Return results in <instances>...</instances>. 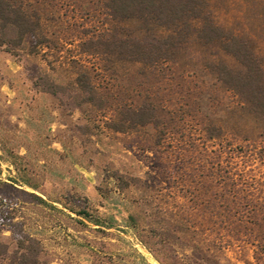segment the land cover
Returning <instances> with one entry per match:
<instances>
[{
  "label": "rangeland",
  "instance_id": "374dc122",
  "mask_svg": "<svg viewBox=\"0 0 264 264\" xmlns=\"http://www.w3.org/2000/svg\"><path fill=\"white\" fill-rule=\"evenodd\" d=\"M98 1L61 0L53 11L49 9L50 15L43 19L52 40L49 47L34 55L23 51L16 59L0 51V80L31 84L46 74L75 96L76 76L85 69L106 95L132 103L155 99L169 111L175 124L156 146L159 133L152 125L132 133L107 130L105 123L115 118L110 108L80 109L70 101L64 109L71 112L67 121L60 117L62 109L50 97L33 91L30 110L26 99L10 107L0 98V241L13 243L15 238L32 237L39 241L44 259L51 264H95L91 251L101 261L111 260L113 264H151L142 250L160 264L129 226L128 215L135 206L133 195L121 188L115 173L139 179L142 189L148 188L147 195L155 198V207L175 210L183 206L209 224L210 212L225 208L218 202L214 204L217 208L212 207L210 193L219 195L224 190L208 175L211 150L221 152L223 167L230 162L234 177L249 178L264 201V128L238 112L227 117L223 106L235 101L230 93L209 84L205 65L221 60L235 69L239 66L217 45L203 46L194 36L177 49L174 62L156 72L148 92L131 91L133 75L144 70L140 65H119L124 80L101 72L100 61L80 50V42L88 36L114 25L100 12ZM208 10L216 25L247 39L264 68V0H208ZM2 92L15 94L7 85ZM211 123L224 131L219 140L209 141L205 135L204 128ZM240 146L242 152L236 149ZM4 149L25 156L30 173L23 167L24 171L17 169ZM178 174H183L182 181ZM23 177L40 183V189L22 183ZM28 193L54 208L38 204ZM74 195L86 198L93 217L102 222L103 233L83 229L71 219L76 216L61 200ZM194 195H200L198 203L193 201ZM88 226L97 228L92 223ZM254 250L252 241L243 237L224 251L220 264H259Z\"/></svg>",
  "mask_w": 264,
  "mask_h": 264
},
{
  "label": "trees",
  "instance_id": "16d2710c",
  "mask_svg": "<svg viewBox=\"0 0 264 264\" xmlns=\"http://www.w3.org/2000/svg\"><path fill=\"white\" fill-rule=\"evenodd\" d=\"M59 1L0 0V51L16 59L23 51L34 55L39 54L41 48L49 47L52 40L45 31L43 19L50 15L49 9L53 11ZM98 8L114 25L88 36L80 42V50L100 61L101 72L124 80L118 70L119 65H140L144 70H137L133 75L135 83L130 86L131 91L140 94L143 89L148 92L153 86L151 81L156 72L164 64L174 62L177 49L194 36L203 46L217 45L239 66L235 69L221 60L205 65L209 84L230 93L235 101L223 106L227 117L238 112L264 128V68L261 61L247 39L228 33L215 24L208 10V0H99ZM127 23L131 26L122 25ZM160 30L169 33L163 35ZM0 81V98L10 107L26 99V107L30 110V101L34 97L30 92L33 91L50 97L55 106L62 109L59 111L60 117L67 118V121L71 112H64V109L70 101L80 109L84 106L98 111L110 108L115 118L105 123L107 130L132 133L139 127L152 125L159 133L156 146L162 144V139L171 133L175 124L169 111L155 99L132 103L106 95L85 69L76 76L75 96L46 74L31 84L24 80L20 83L17 80ZM144 83H147L145 88ZM5 85L15 93L13 96L2 92ZM204 131L209 141L219 140L224 135L223 129L213 123L205 127ZM236 149L242 152V146ZM4 151L17 169L24 168L25 173H30L25 156L14 154L11 149ZM211 157L209 178L212 183L219 181L224 190L219 195L210 193L212 207L217 208L214 204L218 202L225 208L223 212L211 211L209 224L199 220L198 213L183 206L175 210L155 207V198L147 195L149 190L142 189L139 179L131 174L116 172L114 177L121 188L133 195L135 206L128 215L129 226L136 231L139 242L160 264H220L224 251L237 241H242L243 237L252 241L255 258L259 264H264V201L257 196L249 178L234 177L230 162L225 167L221 165V152L211 150ZM178 175L177 179L182 181L183 174ZM22 183L34 190H39L41 186L28 177H23ZM209 187L212 189L213 186ZM28 195L38 204L54 208L51 203L33 193ZM192 198L195 203L200 201V195ZM61 203L76 216L70 218L83 229L104 232L102 222L93 217L86 198L74 195L64 197ZM218 221L220 224H217ZM88 223L97 228H91ZM88 246L95 247L92 244ZM91 252L95 264H113L111 260L101 261L97 253ZM0 264L51 263L44 259V250L38 240L23 236L13 239V243L0 241Z\"/></svg>",
  "mask_w": 264,
  "mask_h": 264
},
{
  "label": "bare ground",
  "instance_id": "6f19581e",
  "mask_svg": "<svg viewBox=\"0 0 264 264\" xmlns=\"http://www.w3.org/2000/svg\"><path fill=\"white\" fill-rule=\"evenodd\" d=\"M143 254L147 257V260L151 263V264H158V262L145 250H142Z\"/></svg>",
  "mask_w": 264,
  "mask_h": 264
}]
</instances>
